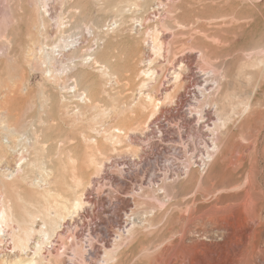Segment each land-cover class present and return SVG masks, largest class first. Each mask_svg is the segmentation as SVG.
I'll use <instances>...</instances> for the list:
<instances>
[{
    "label": "rangeland",
    "instance_id": "obj_1",
    "mask_svg": "<svg viewBox=\"0 0 264 264\" xmlns=\"http://www.w3.org/2000/svg\"><path fill=\"white\" fill-rule=\"evenodd\" d=\"M0 191L38 264H264V0H0Z\"/></svg>",
    "mask_w": 264,
    "mask_h": 264
},
{
    "label": "bare ground",
    "instance_id": "obj_2",
    "mask_svg": "<svg viewBox=\"0 0 264 264\" xmlns=\"http://www.w3.org/2000/svg\"><path fill=\"white\" fill-rule=\"evenodd\" d=\"M157 49V48H156ZM94 55V54H93ZM98 55V54H97ZM96 55V56H97ZM93 56L92 58H91V60H93L92 62H94V64L96 63H98V61H100L99 59H98V57L99 56ZM101 59V58H100ZM102 60V59H101ZM153 62V61H152ZM92 64V63H91ZM94 66V65H93ZM188 66V65H187ZM191 69V68H190ZM142 72V71H141ZM180 72V71H179ZM200 72H202V71H200ZM189 73V72H188ZM203 73V72H202ZM201 73V74H202ZM143 74L147 77V80L149 79H151L152 80V78H151V76H152V71H150L149 69H147V70H144L143 71ZM176 74H179V73H176ZM185 74V73H184ZM183 74V75H184ZM191 74V73H190ZM181 75V74H180ZM199 75V74H198ZM192 76V75H191ZM197 76V75H196ZM195 76V77H196ZM194 77V76H193ZM198 77V76H197ZM176 78V77H175ZM177 78H180L179 77V75L177 76ZM176 78V79H177ZM205 78V77H204ZM193 79V78H192ZM191 79V80H192ZM199 79V78H198ZM197 79V80H198ZM202 79V78H201ZM200 79V80H201ZM210 79V78H209ZM146 80V81H147ZM151 80H150V82L149 83H151ZM204 80V79H203ZM195 81H196V79H195ZM206 81H207V79H206ZM214 81V80H213ZM142 83H143V80L141 81ZM144 82H145V80H144ZM153 82V81H152ZM189 82V81H188ZM209 82V81H208ZM146 83V82H145ZM148 83V84H149ZM193 83V82H192ZM140 85L143 87V85H144V83L143 84H141L140 83ZM139 85V86H140ZM146 85H147V83H146ZM191 85H195V84H191ZM141 86H140V89H141ZM148 86V85H147ZM196 86V85H195ZM203 86V88H204V85H202ZM202 86H201V84H200V87L202 88ZM145 87V86H144ZM143 87V88H144ZM182 87V86H181ZM183 87H184V84H183ZM194 87V86H193ZM199 87V88H200ZM208 87V86H207ZM161 88H162V84H161ZM167 88V87H166ZM188 88V87H187ZM199 88L197 89V90H199ZM150 89V88H149ZM208 89V88H207ZM211 89V88H210ZM214 89V88H213ZM160 90V89H159ZM181 90V89H180ZM141 91V90H140ZM182 91V90H181ZM210 91V90H209ZM211 91H213V90H211ZM201 92V91H200ZM152 93H154V92H152ZM151 93V94H152ZM158 93L160 94V92L158 91ZM162 94V93H161ZM200 94V93H199ZM213 94V93H212ZM170 95V93L168 92V96ZM144 96V95H143ZM146 97H147V99H145V100H148V102H147V104H143L142 106L144 107V105H145V107H146V105L148 106L149 104V102L150 101H152V100H154L153 99V96L151 97L150 95H145ZM166 98H169L168 96H167V94H165L164 95ZM214 96V95H213ZM212 96V97H213ZM165 97H163V98H165ZM170 97H171V95H170ZM142 98V97H141ZM210 98V97H209ZM215 98V97H214ZM222 98H219V100H221ZM156 100V99H155ZM165 100V99H164ZM191 100V99H190ZM197 100V99H196ZM207 100V99H206ZM209 100V99H208ZM211 100V99H210ZM214 100V99H213ZM161 101V100H160ZM163 101V100H162ZM186 101V100H185ZM215 101V100H214ZM213 101V102H214ZM154 102H155V104H154ZM164 102V101H163ZM179 102H180V100H179ZM208 102V101H207ZM212 101H211V104L213 103ZM218 102H220V101H218ZM153 104H151V106H154V110L156 109H158L159 107H162V106H160V105H162V104H159L160 102H159V100H157V101H153L152 102ZM185 103V102H184ZM189 102H187V104H188ZM216 103H217V101H216ZM191 104V103H190ZM204 104H206V103H204ZM221 103H219V105H220ZM247 104V103H246ZM159 105V106H158ZM192 105H194V104H192ZM196 105V104H195ZM216 105H218V104H216ZM222 105V104H221ZM220 105V106H221ZM150 106V105H149ZM151 106H150V109H151ZM140 107H141V105H140ZM145 107L144 108H142V110L144 109L145 110ZM180 107V106H179ZM184 107V106H183ZM193 107V106H192ZM195 107V106H194ZM192 108L193 110L195 109V108ZM202 107V106H201ZM206 107V106H205ZM222 107V106H221ZM149 108V107H148ZM147 108V109H148ZM190 109H191V107H189ZM204 108V107H203ZM207 108V107H206ZM218 108V110H219V106L217 107ZM223 108V107H222ZM250 108V107H249ZM130 109H131V106H130ZM146 109V110H147ZM177 109V108H176ZM186 109V108H185ZM189 109V110H190ZM196 109H197V107H196ZM215 109H216V107H215ZM127 110V109H126ZM132 110V109H131ZM159 110H160V108H159ZM201 110V109H200ZM203 110H205V109H203ZM217 110V113L219 112V113H221V111H218ZM221 110V109H220ZM141 111V110H140ZM151 111H153V110H151ZM196 111V110H195ZM199 111V110H198ZM197 111V112H198ZM145 112V111H144ZM154 112H157V111H154ZM194 112V111H193ZM192 112V113H193ZM203 112V111H202ZM209 112V111H208ZM141 113H143V112H141ZM159 113H160V111H159ZM158 113V114H159ZM190 113V112H189ZM192 113H191V115H192ZM204 113H205V111H204ZM203 113V114H204ZM210 113V112H209ZM213 113V112H212ZM135 114V113H134ZM133 114V115H134ZM152 114V113H151ZM154 115L156 114V113H153ZM153 114H152V116H149L150 118H153V117H156V116H153ZM196 114V113H195ZM202 114V113H201ZM139 115V114H138ZM149 115H150V113H149ZM160 115V114H159ZM18 116V115H17ZM127 116V115H126ZM158 116V115H157ZM200 118H201V116L200 115H198ZM219 116V115H218ZM19 117V116H18ZM17 117V118H18ZM128 117V116H127ZM205 117V115H203V118ZM17 118H16V120H17ZM136 118V117H135ZM159 118V117H158ZM210 118H211V116H210ZM210 118L209 117H205V119L203 120V124L206 126V124L208 123V121H210ZM125 119V118H124ZM129 119V118H128ZM155 119V118H154ZM126 120V119H125ZM152 120V119H151ZM201 120H202V118H201ZM200 120V121H201ZM212 120V119H211ZM159 121V120H158ZM152 122V121H151ZM151 122H149V123H151ZM153 122H154V120H153ZM205 122H206V124H205ZM162 123V122H161ZM210 123V122H209ZM213 123H214V121H213ZM220 123V122H219ZM218 124V123H217ZM202 125V124H201ZM208 125V124H207ZM210 125H211V123H210ZM209 125V126H210ZM222 125V124H221ZM208 126V127H209ZM213 126H216L217 127V125H215V123H214V125ZM225 126V125H224ZM222 127V126H221ZM215 128V127H214ZM117 130H118V127L116 128ZM121 128H119V130H120ZM203 129V128H202ZM208 129V128H207ZM218 129V128H217ZM221 129V128H220ZM115 130V129H114ZM213 130V129H212ZM209 131H210V129H209ZM217 131V130H216ZM119 132V131H118ZM226 132H227V130H226ZM208 138V137H207ZM214 138V137H213ZM177 144V143H176ZM143 145V144H142ZM214 145V144H213ZM208 148V147H207ZM218 150L217 148H216V145H214L212 148H208V151H207V153H206V155L210 158L211 157V159H212V155H213V152L214 153H216L215 151L216 150ZM194 153V152H193ZM192 153V154H193ZM201 154V153H200ZM193 156V155H192ZM198 157V156H197ZM203 157V156H202ZM206 158V157H205ZM211 159H206V162L208 161V160H211ZM238 159V158H237ZM244 159V158H243ZM201 160H203V158H201ZM203 161H205V160H203ZM195 163V162H194ZM208 163V162H207ZM231 163H233V162H231ZM204 164V163H203ZM234 164V163H233ZM232 165V164H231ZM238 165V164H237ZM230 166V165H229ZM227 167V166H226ZM238 168H239V166H238ZM230 170H232V169H230ZM235 171V170H234ZM165 176V175H164ZM167 177V176H166ZM248 181V180H247ZM228 182V181H227ZM252 187V186H251ZM254 187V186H253ZM230 189V188H229ZM251 189V188H250ZM252 190V189H251ZM250 192V191H249ZM0 193H1V191H0ZM251 193V192H250ZM242 196V195H241ZM245 196V195H244ZM247 198V197H246ZM0 199H1V207H0V232H2L3 231V229H4V227H9V226H11V221H12V218H11V215L9 214V209H10V207L8 206V202H6V203H4V201H3V199H4V196H3V194L1 193L0 194ZM247 200V199H246ZM242 201H244V200H242ZM245 203V202H244ZM80 205H81V203L79 202V201H75L74 202V204H73V208L74 209H77L78 207H80ZM245 205V204H244ZM244 207V206H243ZM248 212V211H247ZM247 215V214H246ZM253 215V214H252ZM251 215V216H252ZM256 218V217H255ZM263 220V219H262ZM259 221V220H258ZM258 223V222H257ZM130 228V227H129ZM130 230V229H129ZM35 232H37V230H35L34 228H32V227H29V228H27V229H23V228H21L20 226H18V228L17 229H14V228H12V226H11V234H12V237H13V239H14V242L12 243L13 244V248H14V251H20V253H21V255H17L14 259H10V260H7V259H1L0 260V264H38L37 262L38 261H40V257H41V255H42V252H43V248L46 246V244H47V240L49 239V232H48V230L44 227V226H42L39 230H38V232H42L43 233V237L44 238H41V239H39V240H37L35 243H34V245L32 246V247H30L29 245H28V243H29V238H30V235L32 234V233H35ZM183 244V243H182ZM182 246V245H181ZM30 248H32L31 249V251L30 252H32V254L31 255H29V254H26L28 251H29V249ZM164 249V248H163ZM186 249V248H185ZM172 251V250H171ZM177 251H178V247H177ZM180 251H181V249H180ZM170 252V251H169ZM174 253V252H173ZM166 254V253H165ZM179 254V253H178ZM25 255V256H24ZM164 255V254H163ZM177 255V254H176ZM176 255H174V256H176ZM172 256V255H171ZM178 256V255H177ZM160 258V257H159ZM159 261H160V259H159ZM156 264V263H155ZM166 264V263H165Z\"/></svg>",
    "mask_w": 264,
    "mask_h": 264
}]
</instances>
